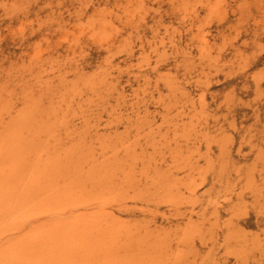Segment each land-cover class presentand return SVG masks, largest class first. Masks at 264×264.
Wrapping results in <instances>:
<instances>
[{"label": "rangeland", "instance_id": "obj_1", "mask_svg": "<svg viewBox=\"0 0 264 264\" xmlns=\"http://www.w3.org/2000/svg\"><path fill=\"white\" fill-rule=\"evenodd\" d=\"M0 264H264V0H0Z\"/></svg>", "mask_w": 264, "mask_h": 264}]
</instances>
